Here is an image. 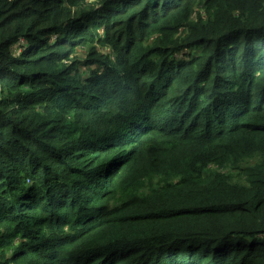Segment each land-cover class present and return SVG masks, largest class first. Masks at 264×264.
I'll list each match as a JSON object with an SVG mask.
<instances>
[{
  "label": "trees",
  "instance_id": "1",
  "mask_svg": "<svg viewBox=\"0 0 264 264\" xmlns=\"http://www.w3.org/2000/svg\"><path fill=\"white\" fill-rule=\"evenodd\" d=\"M0 264H264V0H0Z\"/></svg>",
  "mask_w": 264,
  "mask_h": 264
},
{
  "label": "rangeland",
  "instance_id": "2",
  "mask_svg": "<svg viewBox=\"0 0 264 264\" xmlns=\"http://www.w3.org/2000/svg\"><path fill=\"white\" fill-rule=\"evenodd\" d=\"M100 50L103 53H105V54H109L110 53V50L108 48H104V49H100ZM77 53H78V57L80 59L86 58V55L87 54L82 49L78 50ZM154 143H155V147H157L156 148V155H157V157L158 158H162V157L168 158L169 157L168 154H165L164 153L165 152V147L163 146V142L158 141V139H156V141ZM176 144H177V142H175V145ZM148 146H149V149L146 150L145 153H147V151H150L151 150V147H153V144H149ZM157 149H160L159 150L160 154L157 153ZM131 171H132V173L130 175L125 176L120 181L121 188L123 187V189H118L116 191L114 198L113 199L112 198L110 199V204L111 205L114 206L115 203H116V201H117V199L120 198L121 195L124 196L126 199H128L126 197V195H129L130 193H133L137 189L136 187L138 185H140L141 183H144V180H146V177L148 176V174H147L148 170L145 171L143 168L138 173L134 172V170H131ZM150 174H152V172H150ZM151 176H152V178L149 177L148 180H146V182H148V188H145V191H144V189L142 190L145 193V197H146V195L147 196H150L152 194V191H150V190L154 186H156L158 183H160V182L163 181V179H161L163 177V175H161V172H156V173H154ZM160 190H162V189L160 188ZM136 192L137 193H140L139 190H137ZM106 229H108V228H104L102 230L97 231V234H98V232L104 231Z\"/></svg>",
  "mask_w": 264,
  "mask_h": 264
}]
</instances>
